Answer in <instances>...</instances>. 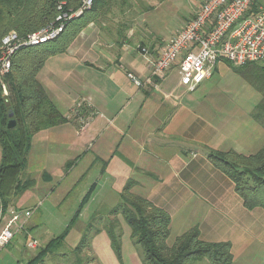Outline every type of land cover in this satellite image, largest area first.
I'll list each match as a JSON object with an SVG mask.
<instances>
[{
	"label": "crops",
	"instance_id": "crops-1",
	"mask_svg": "<svg viewBox=\"0 0 264 264\" xmlns=\"http://www.w3.org/2000/svg\"><path fill=\"white\" fill-rule=\"evenodd\" d=\"M132 2L137 3L136 7H132L135 11L124 16ZM150 5L151 0H112L107 11L89 23L64 53L53 55L45 61V68L49 65L48 70H45L42 80L40 71L37 78L67 121L75 125L79 123V128L85 107L93 110L94 118H89L85 128L80 131L84 133L90 128L94 134L92 139L91 136L88 138L91 141L88 140L86 145L89 147L90 164H101L100 171L103 172L107 163L115 158L116 161L120 159L125 162L129 173L121 189L133 180L131 192L149 199L169 214L167 240H174L181 232L195 225L200 239L231 244L230 264H242L243 260L237 261L242 256L244 259L256 257L258 264H264V210L260 207L245 208L234 190L233 182L207 157L211 149H233L250 154L264 147V127L251 115L258 104L257 100L236 102L232 101V95L221 92L209 94V103L187 106L171 96L172 90L177 87L188 91L185 86L176 83L177 79L170 92L161 88L176 66L170 68L163 78L157 79L158 88H138L127 73L140 79L150 74L148 63L141 66L135 62L136 57L137 60L140 58L136 54L139 52L138 46L149 44L151 49H156L153 51L156 54L177 31L163 41L160 33L154 29V14L146 10L151 9ZM196 9L181 20L180 26L194 15ZM124 54L131 56L135 64L124 61ZM225 62L232 63L226 59H219L215 63L210 76L201 82L204 88L209 85L212 71L218 69V64L224 73L231 70ZM53 76L58 78V85L55 78H52L55 82L50 80ZM69 79L73 84L67 83ZM133 85L136 89L131 94L129 91L131 87L134 88ZM108 93L113 98L118 96L125 99L119 109L112 107ZM98 94L105 99L96 103ZM57 98L66 99V105L65 102L59 103ZM131 101H136L134 107L123 115L124 118L118 117ZM147 103L150 104L148 114L144 110ZM99 108L115 116L102 124L96 119ZM75 109L77 112H74ZM76 113L79 117L74 119ZM67 121L54 127L69 123ZM118 122L121 124L119 128ZM40 133L33 137H41ZM110 148H113L111 153ZM44 178H48L46 173ZM38 203L41 205V202ZM37 204L34 206L36 209L40 206ZM27 222L30 227H27L28 234H33L35 223ZM130 255L131 260L123 256L125 262L122 264H141L133 251Z\"/></svg>",
	"mask_w": 264,
	"mask_h": 264
},
{
	"label": "rangeland",
	"instance_id": "rangeland-1",
	"mask_svg": "<svg viewBox=\"0 0 264 264\" xmlns=\"http://www.w3.org/2000/svg\"><path fill=\"white\" fill-rule=\"evenodd\" d=\"M64 1L65 0L59 2ZM153 1L154 0H151L153 7L150 5L151 9L149 10L146 8V10L149 11V14H154L156 26L154 29L160 33V37L165 41L173 35L176 30H179L178 28L181 27V20L189 17L196 7L201 5L203 0ZM256 3L258 6L264 8V0H256ZM147 4L149 5V3ZM136 6L137 3L132 2L124 12V16L134 12L135 10L132 9V7ZM154 7L155 11H153ZM91 8L84 13L89 12ZM53 20L54 19L49 20L38 29L50 24ZM121 40H123V37ZM142 47H146L147 52L150 54H153V51L156 49H151L149 44H147V46H138L137 49L139 52L136 54L140 58L137 60L136 57L135 62L136 64L144 66L148 63V60L140 51ZM15 59H17V55L14 57V60ZM123 60L134 63L132 57L127 54H124ZM16 62H19V58ZM225 63L231 67V70L229 69L224 73L218 64V69L212 71V79L205 88L200 84L194 90L187 89L188 91H184L180 87L173 89V85L178 78L176 67L171 70L169 76L161 84V88L166 92H170V90L173 89L171 96L180 99V101L187 106L190 104L195 105L199 102L209 103V94L221 92L232 95V101L236 102H252L255 100H257L258 104L264 102V71L261 70L259 73H255V71L245 72L249 76L246 77L243 73L234 71L235 68H240V65L228 62ZM255 65H264V62L248 64L246 66L241 65L243 66L241 68L247 67L251 69ZM48 66L45 68L44 65L40 73L38 72L41 80L42 75L45 74V70H48ZM248 69L245 70L247 71ZM11 71L12 69L10 68L6 74L0 76V88L3 95L8 94V77ZM166 73L167 72H165V74ZM165 74L162 75L159 80L163 78ZM243 76L250 81L254 80V86L250 85ZM100 77L104 78L102 76ZM52 78H55L56 82ZM50 80L56 84L58 83L57 77L53 76ZM67 83L73 84L71 79H69ZM158 86V80H156L154 85H148L146 88L152 89L153 87L158 88ZM135 89V86L134 88L131 87L129 92L133 93ZM107 96L111 97V94L108 93ZM104 99L103 96L98 94L95 102L97 103ZM124 100L123 97H111L112 107H115L116 110L119 109L123 105ZM57 101L63 104L65 102L66 105V99L64 98H57ZM135 102L136 101H131L117 116L124 118L123 115L128 114L130 109L134 107ZM149 105L150 104L147 103V106H144L146 114L149 113ZM76 107L78 106L74 108ZM85 108V113L81 115L82 118L79 121L80 128L79 123L75 125L73 122L67 121L69 123L40 131L41 137L37 135L33 137L30 157L28 159L29 163L24 173L34 178L35 183L15 203L17 204L16 208L21 211L23 209H29V207L33 208L38 202H41L39 208H35L29 218L31 224L35 223L33 234L29 232L31 236L37 240L38 246L33 248L27 247L26 244H24L26 235L22 231L17 232L10 240L9 244L0 249V264H122V262H125L123 259L124 255L126 260L132 259V255L129 256L132 251L133 254L138 256L137 262L140 261L141 264H143L142 246L138 243H134L133 239L130 237V229L124 222L122 216L111 212V208L115 206L119 200V193L122 191L121 188L124 183V178L127 177L129 170L125 162L123 163L120 159L116 161V158L110 162L107 160V167L103 172L100 171L101 164H90V153L88 152L89 147L87 146L88 142L91 140L88 138L91 136L92 139L94 134L90 128H87L84 133H80V131L85 128L84 126L87 121H89V118H94V115H92L93 110H91L90 107ZM99 109V116L96 119L102 124H105L109 118L115 116V114L110 111ZM74 112H77L76 109ZM73 117L74 119L78 118V113L73 115ZM9 119H12V117H9L7 122ZM135 123H133V125H136ZM120 126L121 124L118 122V128ZM115 129H117L116 124ZM110 149L109 153H111L113 148ZM236 152L241 153L238 151ZM45 173L48 176L47 179L44 178ZM132 186L133 185H131L130 189H132ZM10 215L11 214L8 212L1 215L0 228ZM25 226L26 228L29 227L28 222ZM193 227H195V225L187 228L177 236L185 232L188 233ZM110 229L113 230L116 238H118L121 247L120 261L112 250L110 240L107 236V232ZM62 233L64 234V240L58 249L47 252L39 258L36 257L40 251L47 248L51 238ZM84 234L86 235V241L80 245V240ZM44 239L49 240L46 241ZM174 240H166V244L171 246ZM256 254H258V252ZM238 260L239 262L243 260L242 264H258V259H256V257L244 259L242 256V259L239 258L237 261ZM192 264L211 263L203 258L194 261Z\"/></svg>",
	"mask_w": 264,
	"mask_h": 264
},
{
	"label": "trees",
	"instance_id": "trees-1",
	"mask_svg": "<svg viewBox=\"0 0 264 264\" xmlns=\"http://www.w3.org/2000/svg\"><path fill=\"white\" fill-rule=\"evenodd\" d=\"M59 1L63 0H0V39L9 31H16L24 36L54 19ZM65 1L64 8L68 10L77 8L81 2ZM111 2L112 0H93L91 10L67 21L63 31L55 39L37 46L20 48L13 55L8 94L3 95L0 88V215L10 206L16 208L15 202L35 183L34 178L24 173L29 163L33 136L67 121V117L59 111L38 80V72L49 57L64 53L89 23L96 21L107 11ZM16 55L19 62L14 60ZM246 65L248 64L243 66ZM243 66L240 65L234 71L241 72L246 77L249 76L245 72L264 71V65H255L251 69L241 68ZM244 76L254 86V80L250 81ZM251 115L264 127V102L255 105ZM9 117L15 121V125L10 128L6 126ZM207 157L233 182L234 190L245 208L260 207L264 210V147L250 154L234 150H209ZM133 183L131 180L125 184L111 212L122 216L130 229V237L135 244L142 246L143 264H192L203 258L211 264L231 263V244L200 239L196 226L188 233L177 236L173 244L168 246L166 240L169 236L170 216L149 199L131 192ZM107 236L120 261L121 247L118 238L112 229L107 232ZM63 240V233L51 238L47 248L36 257L58 249ZM85 241L84 234L79 244L82 245Z\"/></svg>",
	"mask_w": 264,
	"mask_h": 264
},
{
	"label": "built area",
	"instance_id": "built-area-1",
	"mask_svg": "<svg viewBox=\"0 0 264 264\" xmlns=\"http://www.w3.org/2000/svg\"><path fill=\"white\" fill-rule=\"evenodd\" d=\"M92 4L93 0H81L77 8L66 10L65 2H59L57 14L50 24L24 36L15 31L4 34L0 39V76L10 70L16 51L55 39L67 21L79 17ZM140 51L148 60L150 74L140 79L127 73L137 87L154 85L165 72L176 66V83L194 90L210 76L219 59L236 65L264 62V8L254 5V0H204L158 53L150 54L146 47ZM34 209L7 208L5 213L11 215L0 228V249L20 231L26 232L24 244L27 247L38 246L25 226Z\"/></svg>",
	"mask_w": 264,
	"mask_h": 264
},
{
	"label": "water",
	"instance_id": "water-1",
	"mask_svg": "<svg viewBox=\"0 0 264 264\" xmlns=\"http://www.w3.org/2000/svg\"><path fill=\"white\" fill-rule=\"evenodd\" d=\"M14 125H15V121L13 119H9L6 126L10 128L13 127Z\"/></svg>",
	"mask_w": 264,
	"mask_h": 264
}]
</instances>
